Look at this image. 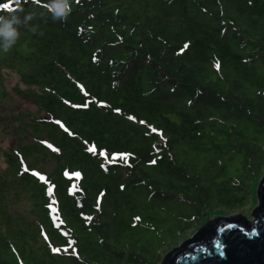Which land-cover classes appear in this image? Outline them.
<instances>
[{
  "label": "trees",
  "instance_id": "1",
  "mask_svg": "<svg viewBox=\"0 0 264 264\" xmlns=\"http://www.w3.org/2000/svg\"><path fill=\"white\" fill-rule=\"evenodd\" d=\"M1 70L0 264H161L264 207V0H0Z\"/></svg>",
  "mask_w": 264,
  "mask_h": 264
},
{
  "label": "water",
  "instance_id": "2",
  "mask_svg": "<svg viewBox=\"0 0 264 264\" xmlns=\"http://www.w3.org/2000/svg\"><path fill=\"white\" fill-rule=\"evenodd\" d=\"M260 197L264 202V180ZM262 211L264 207L254 211L253 225L246 222L249 227L233 223L231 218L237 214L209 221L161 264H264V213L257 217Z\"/></svg>",
  "mask_w": 264,
  "mask_h": 264
},
{
  "label": "rangeland",
  "instance_id": "3",
  "mask_svg": "<svg viewBox=\"0 0 264 264\" xmlns=\"http://www.w3.org/2000/svg\"><path fill=\"white\" fill-rule=\"evenodd\" d=\"M1 81L3 84V88L6 90V92L10 93L11 90L15 87L24 88L19 76L16 73H12L8 70H1L0 72ZM26 110L32 111L31 105H29L27 102H24L23 100L13 97V101H7L6 99H3L0 101V151H5L9 147L13 145L14 137L15 135L12 134V127L13 122L11 117L16 116L18 113H23ZM237 162L236 159L230 162H223V167L227 168L229 170H232L236 166ZM261 167L255 168V173L257 175V172H260L264 169V156L261 160ZM0 168H4L3 159L0 158ZM258 177L252 178L251 183L255 184L257 182ZM252 187V186H251ZM255 198H256V192H252V198H250V201L248 203V206L244 208L242 211H230V212H224V215L227 214V216L235 215V214H244L248 217V223L250 225H253L254 218L252 219L251 213L252 210L256 207L255 204ZM31 210V207L29 203H17L15 205H10L8 208V212L12 217H18L21 212H23L24 215H27L29 211ZM222 216V215H221ZM244 217V216H243ZM215 218V217H213ZM191 237V236H188ZM187 239V237H186ZM185 240V239H184Z\"/></svg>",
  "mask_w": 264,
  "mask_h": 264
}]
</instances>
